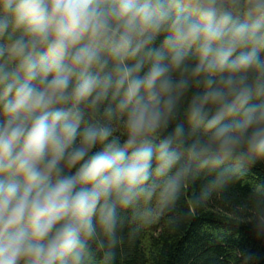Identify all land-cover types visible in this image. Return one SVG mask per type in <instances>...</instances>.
I'll use <instances>...</instances> for the list:
<instances>
[{"label": "clouds", "instance_id": "clouds-1", "mask_svg": "<svg viewBox=\"0 0 264 264\" xmlns=\"http://www.w3.org/2000/svg\"><path fill=\"white\" fill-rule=\"evenodd\" d=\"M257 162L264 0H0V264H116Z\"/></svg>", "mask_w": 264, "mask_h": 264}, {"label": "trees", "instance_id": "trees-1", "mask_svg": "<svg viewBox=\"0 0 264 264\" xmlns=\"http://www.w3.org/2000/svg\"><path fill=\"white\" fill-rule=\"evenodd\" d=\"M210 177H194L171 209L159 219L137 222L140 232L125 238L116 264H241V252H252V264H264V235L254 229L257 208L252 193L264 184V162L237 171L222 187L199 196Z\"/></svg>", "mask_w": 264, "mask_h": 264}]
</instances>
